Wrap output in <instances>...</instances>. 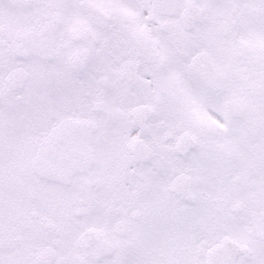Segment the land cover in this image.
Wrapping results in <instances>:
<instances>
[{
  "label": "snow or ice",
  "instance_id": "1",
  "mask_svg": "<svg viewBox=\"0 0 264 264\" xmlns=\"http://www.w3.org/2000/svg\"><path fill=\"white\" fill-rule=\"evenodd\" d=\"M0 264H264V0H0Z\"/></svg>",
  "mask_w": 264,
  "mask_h": 264
}]
</instances>
